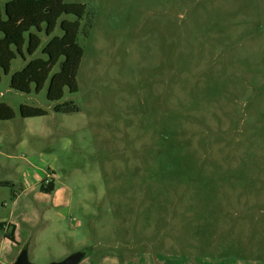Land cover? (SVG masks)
Here are the masks:
<instances>
[{
    "label": "rangeland",
    "instance_id": "1",
    "mask_svg": "<svg viewBox=\"0 0 264 264\" xmlns=\"http://www.w3.org/2000/svg\"><path fill=\"white\" fill-rule=\"evenodd\" d=\"M65 3L87 9L77 93L52 103L48 83L9 86L59 25L0 73L14 112L0 121V264L23 249L33 264L77 251L79 264L138 251L264 261V0ZM66 102L80 111L53 112ZM20 106L47 115L23 119ZM54 176L68 206L39 194Z\"/></svg>",
    "mask_w": 264,
    "mask_h": 264
},
{
    "label": "trees",
    "instance_id": "2",
    "mask_svg": "<svg viewBox=\"0 0 264 264\" xmlns=\"http://www.w3.org/2000/svg\"><path fill=\"white\" fill-rule=\"evenodd\" d=\"M0 73L8 74L10 65L17 56L25 60L23 50L31 57L41 46V34L50 37L57 25L60 36H53L42 48L44 58L29 60L10 78V88L22 94L34 91L38 94L47 85L46 98L49 102H59L64 91L75 94L78 91L77 73L83 57V49L78 44L81 21L87 15L86 5L66 4L65 0H0ZM71 17L72 19H62ZM92 27L87 18L81 30L86 38ZM58 68L53 73L55 68ZM1 81V74H0ZM79 108L72 102L57 104L53 108L56 114H73ZM19 114L23 119L40 118L46 112L27 106H20ZM14 119L13 110L0 103V121ZM53 182L40 185V192L51 193ZM2 224H0L1 229ZM8 231V230H7ZM5 238L14 243L13 233H6Z\"/></svg>",
    "mask_w": 264,
    "mask_h": 264
},
{
    "label": "crops",
    "instance_id": "3",
    "mask_svg": "<svg viewBox=\"0 0 264 264\" xmlns=\"http://www.w3.org/2000/svg\"><path fill=\"white\" fill-rule=\"evenodd\" d=\"M47 114V112H46ZM11 121V120H10ZM54 174V172H52ZM53 180L54 189L51 193H42L40 192L39 188V194L42 197H46L47 199L53 200L52 202L56 205L62 206H68L70 202V194L67 188L65 187H59L54 183L55 176L51 177ZM44 181V180H43ZM42 180L39 181L40 183L43 182ZM48 183V182H47ZM46 181L42 184H47ZM41 184V185H42ZM37 185V184H36ZM1 231H7L9 229V222H5L4 220L0 221ZM4 237L6 233H3ZM14 243H11L14 245L15 248H20V245L18 244V241L13 237ZM2 247H4V242H0V252ZM15 250V249H14ZM100 254V253H99ZM19 255V250L14 251L11 263H14L17 256ZM97 256V253L95 254ZM96 259V258H95ZM98 264H264V261H256L251 262L246 259H223L222 257H209V256H183L180 253H171V252H165V251H158L156 253L152 252H136L130 257H127L124 261H121L118 259V257L109 259V258H101V256H98L97 258Z\"/></svg>",
    "mask_w": 264,
    "mask_h": 264
},
{
    "label": "water",
    "instance_id": "4",
    "mask_svg": "<svg viewBox=\"0 0 264 264\" xmlns=\"http://www.w3.org/2000/svg\"><path fill=\"white\" fill-rule=\"evenodd\" d=\"M84 256L85 253L83 251H77L67 256L65 259L61 261L53 262L49 264H79L83 260ZM13 264H33V263H31L28 259L27 250L23 249L17 256Z\"/></svg>",
    "mask_w": 264,
    "mask_h": 264
}]
</instances>
